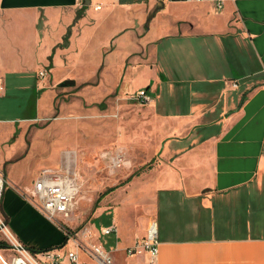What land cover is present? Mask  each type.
I'll use <instances>...</instances> for the list:
<instances>
[{
	"label": "crops",
	"instance_id": "obj_1",
	"mask_svg": "<svg viewBox=\"0 0 264 264\" xmlns=\"http://www.w3.org/2000/svg\"><path fill=\"white\" fill-rule=\"evenodd\" d=\"M86 1L0 0V134L7 132L0 137V161L15 156L7 151L26 125L57 113L60 87L75 83L71 93L99 99L104 95L94 97L99 84L89 81L99 80L109 63L117 65L123 93L134 97L144 88L152 96L147 105L157 162L137 184L143 188L135 202L139 208L101 206L90 218L107 216L105 223L88 220L95 230L116 226V233L97 238L114 247V264H148L145 252L124 249L144 236L150 218L159 238L155 264H264V215L261 230L252 231L257 224L245 200L256 196V207L264 206V0H224L221 7L216 0ZM164 41L165 51L187 50L197 59L200 54L210 74L197 79L199 84L173 76L160 65ZM144 62L152 63L150 79L125 86L123 80L133 79ZM81 66L95 68L91 80L78 82L75 71ZM40 68L47 71L43 78ZM58 70L65 71L57 75ZM65 79L74 83L61 85ZM17 92L31 93L30 112L9 114L7 97ZM5 140L10 147H1ZM24 148L23 155L25 142ZM10 167L0 200L8 228L34 250L62 246L64 227L23 196L32 182L8 174ZM217 219L225 228L245 231L216 234Z\"/></svg>",
	"mask_w": 264,
	"mask_h": 264
},
{
	"label": "rangeland",
	"instance_id": "obj_2",
	"mask_svg": "<svg viewBox=\"0 0 264 264\" xmlns=\"http://www.w3.org/2000/svg\"><path fill=\"white\" fill-rule=\"evenodd\" d=\"M167 44L168 42L164 41L160 46L164 57L163 60L161 58L160 65L168 67L166 69L171 70L173 76L187 80L193 79L196 80V84H199L197 79L210 74L208 68L203 66V64L208 66L209 62H201L200 54L197 59L194 53L190 54L187 50L185 53L165 51ZM145 64L146 62L141 63L137 71L133 70V79L123 80L125 86L128 84L131 88H136L139 84L146 83L153 74V68H149L152 63L147 66ZM177 64L180 68H173ZM94 69L90 66L77 68L75 73H77L78 82L91 80L96 72ZM63 71L65 70H58L57 75L62 74ZM104 71L99 80L96 77L89 81L96 86L99 84L94 91V97L104 94L102 97L92 99L84 93L79 95L71 93L76 90L75 83L72 86L60 87L61 93L57 97L58 102L56 100L54 105L57 113L38 123L26 125L25 134H16L14 142L10 144L11 147L6 140L1 144L2 148L9 146L7 152L15 155L8 161H0L3 171L10 167L11 162L18 160L10 167L12 169L7 171L8 174H13L26 184L30 185L42 169H48L53 173L69 174L75 178L79 192L76 196L74 212L71 219L67 221L72 230L88 226L92 213L101 206L120 203L123 211L124 208L128 211L133 205L134 208H139L140 201L135 202L141 199L139 195L143 188L137 184L148 169L157 162L153 150V111L147 104H142L132 97V92H122L120 82L116 83L119 77L117 65L109 63ZM238 81L241 83L242 80ZM149 82L150 80L147 84ZM30 97L31 93L26 92H17L7 97L12 105L8 109L9 114L23 115L30 112V103L34 101ZM50 122H53V125ZM5 127H2L3 130ZM6 135L7 132L2 131L0 137L4 138ZM24 142L28 151L26 150L27 152L23 155ZM30 142H33V145L28 149ZM117 146L124 150L127 163L111 174L99 153L101 150H112ZM255 197L248 195L245 200L247 206L250 205L252 224H257V227L252 226L251 230L259 232L260 220L264 215L260 211L264 209V206L262 209L256 207L257 198ZM106 217L90 218L89 221L99 226L103 224L102 219ZM224 224L225 222L217 219L216 234H238L245 231L243 227L225 228ZM182 233L189 235L192 231L183 230ZM67 247L68 245L64 246V248Z\"/></svg>",
	"mask_w": 264,
	"mask_h": 264
},
{
	"label": "built area",
	"instance_id": "obj_3",
	"mask_svg": "<svg viewBox=\"0 0 264 264\" xmlns=\"http://www.w3.org/2000/svg\"><path fill=\"white\" fill-rule=\"evenodd\" d=\"M224 0H216L221 7ZM95 8H98L96 6ZM45 68L38 70L39 78L45 77ZM235 86L236 84L233 83ZM4 89L0 80V92ZM134 98L142 104L152 102V96L147 89H139ZM107 167L115 171L127 163L124 150L117 146L99 153ZM6 185L2 164H0V200ZM79 187L74 177L69 174L53 173L42 169L32 181L31 189L23 192V196L32 203L46 218L58 222L64 227L65 242L62 246L34 250L24 245L8 228L4 217L0 214V235L7 243L0 251V264H114V247H106L97 238L116 233L115 225L102 226L98 230L84 226L72 230L67 221L71 219L76 205ZM64 248V246H67ZM127 254L145 252L148 264H155L159 251L158 229L155 219L150 218L145 228V234L131 246L126 247Z\"/></svg>",
	"mask_w": 264,
	"mask_h": 264
},
{
	"label": "water",
	"instance_id": "obj_4",
	"mask_svg": "<svg viewBox=\"0 0 264 264\" xmlns=\"http://www.w3.org/2000/svg\"><path fill=\"white\" fill-rule=\"evenodd\" d=\"M85 4H88V0L85 2ZM74 83V80L72 79H65L62 81L61 85H72Z\"/></svg>",
	"mask_w": 264,
	"mask_h": 264
},
{
	"label": "trees",
	"instance_id": "obj_5",
	"mask_svg": "<svg viewBox=\"0 0 264 264\" xmlns=\"http://www.w3.org/2000/svg\"><path fill=\"white\" fill-rule=\"evenodd\" d=\"M152 14V13H151ZM151 14L149 15V17L151 16ZM127 179H129V178H127ZM64 242H65V239H64ZM5 246H7V243L4 241V240H1L0 239V247H5ZM33 249V248H32Z\"/></svg>",
	"mask_w": 264,
	"mask_h": 264
}]
</instances>
